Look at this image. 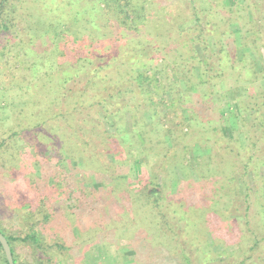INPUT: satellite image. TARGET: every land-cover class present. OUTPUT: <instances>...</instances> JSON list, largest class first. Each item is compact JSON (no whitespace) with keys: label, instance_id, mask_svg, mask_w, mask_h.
<instances>
[{"label":"trees","instance_id":"16d2710c","mask_svg":"<svg viewBox=\"0 0 264 264\" xmlns=\"http://www.w3.org/2000/svg\"><path fill=\"white\" fill-rule=\"evenodd\" d=\"M30 1L0 0V63L12 59H18L21 63L31 60L39 70L54 72L46 74L45 84L37 88L38 101L15 111L20 120L22 116L30 122L28 126L18 132L5 134L0 141V178L8 172L7 163H18L15 171L8 172V176L13 172L17 173L16 177L25 185L26 192L34 193V202L22 205L28 210L22 218L26 228L23 236L8 235L0 227V233L10 246L13 263L19 264L15 243L31 246L32 252L38 255L36 260L39 263L51 262L49 254H46V242L36 229L38 226L52 229L49 235L55 240L53 247L60 252H66L68 248H72V252L75 250L63 244L67 235L62 232L76 226L80 231L84 226V219H89L97 228L100 227V232H104L102 229L105 228L113 231L112 242L118 245L120 239L134 232L132 215L146 209L151 226H155L153 222L157 220V224L165 228L162 240L173 239L176 246L173 244L171 248L186 263H190L194 252H200L198 240L201 237L195 238L185 229L183 234L192 238L180 239L175 222L182 225L180 216L183 213H189V217L185 218V227L189 226L192 218L198 217L202 227L200 232L208 230L206 226L209 222L219 234V240L226 238L230 245L235 243L238 250L230 253L237 250L243 257L236 253L239 257L236 255L234 264H242L243 258L245 262L258 258L246 257L247 247L250 246L249 238H253L255 246L250 248H258V252L263 253L261 263L257 264H264V222L256 215V219L252 217L253 221H250L247 215L250 206L255 205L259 196L264 194V121L261 119L264 112V86L260 84L264 81V53L259 55L260 70L256 69L254 61L246 66L238 58L235 49L219 47L218 35L221 36L225 30L217 35V26L209 28L211 22L207 16L204 25L203 19L199 17L200 10L193 9L194 27L190 31H194V36L188 41L190 45L201 41L204 54L198 55L192 47L186 51V56L180 54L185 64L182 70L176 73L173 66L170 70L173 78L178 76L184 80V86L178 89L175 81H170V77L164 74L169 65L158 63L156 56L149 55L147 45L140 40L135 46L127 47L130 49L125 46L120 48L122 40L126 43L133 42L125 38L126 30H136L138 26L149 22L143 9L144 3L140 2L142 0H94L87 9L80 0ZM87 10L93 14L90 13L88 24L83 25L87 28L86 33H82V36L70 34L69 27L80 22L82 24L83 12ZM44 14H53L65 21L47 25L44 22L46 19H42ZM26 20H34V32L30 30L23 33L22 23H27ZM210 32L216 33L213 41L218 46L217 53L208 50ZM26 34L28 39H25ZM180 36L184 37L186 33ZM230 46L232 47L227 45ZM185 75L188 77H184ZM18 90L26 92L25 88L18 87L16 91ZM75 90L80 91L79 97L83 96L84 102L76 104L74 110L67 112L61 106H68ZM49 99L52 108L54 107L53 111L46 104ZM229 101L235 104V118L244 124L252 137L246 133L251 147L244 150L235 139L225 138L222 133L221 126L227 120L223 104L225 102L227 106L232 103ZM45 109L47 110L44 111ZM178 109L181 114L189 112L188 125L184 124L182 117L174 114ZM84 111L86 113L82 115ZM249 112L251 121L245 118V114ZM199 118H205V123L210 126L214 125L211 126L214 137L212 144L207 139L198 140L196 132H193V125L190 124L195 122L196 128ZM73 119L74 123L71 122ZM106 124H109L111 130L106 128ZM182 126L191 129L192 133H184ZM256 127L263 134L257 139ZM158 130L170 138L171 145L165 139L152 138ZM241 131L238 133H242ZM186 135L194 136L191 146L175 149L184 140L182 138L179 142L180 136ZM15 136H20L26 142L29 152L15 155L11 151L10 142ZM144 143H151V147L157 149L160 147L162 152L153 177L144 176L143 169L137 176L133 175V168L128 169L132 147L142 146ZM195 146L215 150V157L219 155L224 167L221 175L216 178V186H210L209 191L202 195L194 187L190 188L192 181L187 180L190 185H186L189 188L186 189L188 198L177 204L175 210L166 213L163 202L173 199L168 192L165 194L166 192L159 190L163 187L162 171L171 166L177 157L179 169L181 167L184 172L192 169L195 173H203L201 164L193 168L189 165V154ZM39 154L40 156L33 157ZM109 154L112 161L107 159ZM8 159L11 161L8 162ZM63 162L68 167H63ZM177 181L179 182V178ZM237 182L241 183L243 194L240 193ZM221 198H225L227 202L224 209L218 206ZM250 198L252 201L249 202ZM6 201L12 206L15 203L10 198ZM241 206L245 208L243 215L239 213ZM204 207L209 209L207 214L201 212ZM0 216L10 217L8 213H0ZM235 222H242L243 231L233 232L230 227H238ZM110 225L112 226L109 227ZM165 231H168L167 234ZM126 241L130 242L128 237ZM194 242L195 250L192 249ZM226 243L222 255L225 258L232 257L227 252ZM152 251L156 249L149 245L145 261L157 264V260L153 261L154 257L158 258L155 254L149 259ZM0 254L3 264H8L1 244ZM205 259L212 261L210 257ZM60 263V260L55 263L52 261V264ZM223 263V259L219 260V264Z\"/></svg>","mask_w":264,"mask_h":264},{"label":"rangeland","instance_id":"374dc122","mask_svg":"<svg viewBox=\"0 0 264 264\" xmlns=\"http://www.w3.org/2000/svg\"><path fill=\"white\" fill-rule=\"evenodd\" d=\"M80 1H83L82 4L84 6L86 5V9L94 3V0ZM30 2H32V0ZM140 2L144 3L143 9L147 17V21L149 22L147 24L138 26L136 30H126L125 38L127 40H132L133 42L126 43L122 40L120 48L125 46L126 49H130L127 47L135 46V43L140 40L141 43L147 45L148 54L151 56H156L158 63H165L169 65V67L165 69L164 74L166 75V77H170V81H175V83L177 84L176 88L179 89V87H183L184 80H182L181 77L178 76H175L173 78V73L170 70H172V66L174 67L176 73L182 70V67L185 64L183 62L184 59L181 58L180 54L186 56V51H188L191 47L198 52V55L202 56L204 54L203 49L201 50V48H203L201 41H195V43H192L191 45L188 41L189 38H192L194 36V31H190L193 30L192 28L194 27L193 9L200 10L199 17L203 19L204 25L207 21V19H205V17L207 16L208 20L211 22V26L208 27L211 28L213 26H217V35L225 30V32H223L224 34L222 33L221 36L218 35L219 47H221V49H235L238 58L241 61L243 60V63H245L246 66L251 65L252 61H254V66L257 70H260L261 62L259 55L261 56V54L264 53V0H142ZM169 6L171 7L170 9L168 8ZM90 13V10L83 12L82 17H84V19L81 20L82 24L80 22L77 25H71L68 29L70 30V34L73 35L74 33L77 36H82V33H86L87 28L83 27V25H87L89 19H91ZM42 19H46L44 20V22L46 21L47 25L58 24L61 20L65 21V19L54 17L53 14H44V17ZM26 21L28 22L22 23V26L24 27L23 33L34 30V26L32 24L34 20ZM113 22L111 21V23ZM184 33H186V36L181 37L180 35H183ZM210 34L211 35L208 36V50L212 52L215 51L217 53L218 46H216L213 41L216 33L210 32ZM94 35H96V32L94 33ZM114 37V39H116V36ZM245 38H248L249 40H245ZM25 39H28L27 34L25 35ZM243 42L247 43L245 45H241ZM229 44L232 45V47H227V45ZM2 58H4V56H2ZM36 66L37 65L32 64L31 60H27L26 62L21 63L20 61H18V59H12L11 61L8 60V62L0 63V141L4 139V137L6 136L5 134L8 135V133L10 134L12 131L18 132L28 126L27 124L29 121L21 116V120L23 121L22 122L15 111L19 108H27V105L29 103L38 101L39 95H36L38 92L37 88L42 87L45 84L44 77L46 76V74H54V72L46 69L45 67L44 68L47 70V72L45 70H39ZM54 70H57V68ZM184 77L188 76L185 75ZM260 84H263L264 86V81H261ZM18 87L25 88L26 92L23 90L16 91V88ZM79 94L80 91L75 90V93L70 98L71 100L69 101L70 103L68 104V106L63 105L61 107H63L67 112L74 110L77 107L76 104L84 102V98H82L83 96L79 97ZM46 104L51 111L54 110V107L52 108L50 104V99L47 100ZM158 109L161 108L159 107ZM46 110L47 109H45L44 111ZM226 112L227 120L221 126L224 137L233 140L235 139V141L239 144V146H241L243 150L251 147L246 139L248 135L251 137V134H248V132L246 131L247 128L244 126V124L240 123V121L235 118L237 112L235 110V104L233 102L229 103L227 106L224 102L223 113L226 115ZM84 113L86 112L84 111L82 115ZM174 114H176V116L178 117H182L184 124L188 125V118L190 117L189 112H184L183 114H181L180 110L178 109L176 112H174ZM250 114L251 112L245 114V118L248 121H251ZM74 116L77 115L75 114ZM159 116H161V114H159ZM261 119H263L264 121V112L261 116ZM74 121L75 119H73L71 122L74 123ZM190 125H193L192 129L193 132H196L198 140L203 141L204 139H207L206 141L212 144L211 142L213 141L214 137H212L211 128L214 127V125H211V127L209 124L205 123V118L198 119V126L196 128H194L195 122H192ZM182 127V131L184 133H192L191 129L189 130L186 126ZM106 128L111 130L109 124H106ZM256 128L257 130L255 133V138L257 139L258 137L263 136V134H261V129L259 127ZM240 130H242V133H238ZM152 138H158L159 140L165 139L166 143L168 145H171L170 138H168L166 134L161 130H158L156 136H153ZM179 139H181L179 142H181L182 140L183 142L180 143L179 147L175 148L177 150L185 147L186 145L191 146V140L194 139V136H180ZM10 144L12 146L11 151L15 155H18V153L20 154L24 151L29 152L26 142L22 140L20 136H15ZM151 145V143H144L142 146L132 147V154L130 156L131 164L130 162L128 163V169L133 168V175H139V172L141 171V169H143L145 172L144 176L153 177L157 161L161 159L160 155H162V152L160 147H158L157 149V147H151ZM192 148L193 149L189 154L190 168L197 166V164L200 166L201 164V166H203V173H195L192 169H190L189 172H184L183 170H181V167L179 169V164H177L179 162V158L177 157L174 161V163L176 162L177 165L172 163L171 166H167L166 170L163 168L164 170L161 174V184L163 187H160L159 190L162 193L166 192L165 194H167L168 192L173 199L169 200L168 202H163V205H166V209L164 211L166 213L175 210L177 204L182 203V201H185V198H188V190L186 189L189 188H186V185H189V183L187 180L192 181L191 186L189 185L190 188L194 187L199 195H202L203 193H206V191H209L210 186H216V184L214 185V183L216 182V178L221 175V169L224 168L222 165V160L219 158V155L217 153V156L215 157V150L213 151L208 147L206 148L198 146ZM259 148L262 150V147ZM36 156H40V154L33 155V157ZM107 159L109 161L113 160L110 154L107 156ZM10 161L11 159H8V162ZM75 165L77 164H74V166ZM62 166L68 167L66 166L65 162L62 163ZM6 167L8 172L15 171V167H18V163L15 165L12 162L7 163ZM35 169L38 170L37 168ZM262 169L263 168L261 167L260 171H262ZM8 172L3 174L0 178V213L1 215L2 213H8L10 217L0 216V227L8 235L23 236L26 228L24 227V219L22 218L25 217L28 210L25 209L22 205L25 203L34 202V193L28 194L26 192L25 185L22 184L16 177L17 173L13 172L11 176H8ZM4 176L5 179H2V177ZM259 176L261 177V175ZM176 178H179V182ZM204 182L205 184H203ZM250 184L251 187H253V183L250 182ZM237 185L239 186L240 193L243 194L244 191L241 183L237 182ZM263 192L264 191H262V194ZM263 195L259 196L260 198L257 203L255 205H251L249 210L247 211L248 219H250V221H253L252 217H254L255 220V217L258 216L261 222H264ZM7 197L10 198V201L15 202L13 206L7 203ZM248 201H252V198L248 199ZM226 204L227 202L225 198H221L218 200V206L221 209H224L226 207ZM242 206L239 209L240 215H243L245 212V208H243ZM201 210L200 211L204 214H207L209 212V209L207 207H204V209ZM16 211L18 212L16 213ZM139 211L142 212H137L131 217V223L133 226L132 229H134V232H131L127 234L126 237L120 239L118 242L120 244L118 245L112 242L113 231L108 230V228H101L104 232H100V227L97 228V225H94L93 222L89 219H84V226L80 231L76 226L72 227V229L70 230L62 232L63 235H67V239L66 241H63V244L66 247H73L75 249L73 252L71 251L72 248H68L66 252H60L57 249H54L53 244L55 243V240L49 235L52 232V229L47 230L38 226L36 227V229L40 232L41 237H43L46 242V254H49L51 262L42 263V261L39 263L36 260L38 255H36L35 252H32V249H30L31 246L26 245L25 243H15V254L17 255L18 263L52 264V261L53 263H55L60 260V264H156L153 262L145 261L149 245L154 246L156 249V251L151 252V254L149 255V259L155 254L158 258L155 259L154 257L153 261L157 260V264H219V260L221 259L224 260L223 264H234V258L240 255V252H237L238 248L236 247L235 243H232V245H230L231 243L228 240L226 241V238H222L219 240V234L216 233V229L209 222V224L207 223L206 226L208 230L205 233L200 232L202 231V227L198 217L192 218L189 226L185 227V218L189 217V213H183L182 216H180L182 225L180 226L179 224H177V222H175L176 230L180 232V234H178L181 237L180 239L192 238L191 236L189 237L183 234L185 229H187V232L193 235L195 238L201 237L200 240H198L200 241V252H194V254L191 255L190 263H186L185 261L180 260L178 257V253H176V250L173 251L174 248H171L173 247V244L175 245L173 239L169 238L168 240H162V235L165 228L160 227L161 224H157V220H154L153 222L155 226H151L152 222H150V219H148L147 217L149 213L147 214V212H145L147 210L142 209ZM200 211L198 212V214H200ZM180 213H182V211H180ZM97 224L100 225L99 222ZM234 224H237L238 227L231 226L230 228L233 229V232H237L238 230L240 231L242 230V227H244L242 222H235ZM111 226L112 225H110L109 227ZM147 226H149V228L146 229ZM67 228V225H65V229ZM142 228L145 230H141ZM165 232L167 234L168 231ZM245 234L246 230L244 231V235ZM140 235H142L141 238H137ZM127 237L130 242L126 241ZM249 239L250 240L248 241V245L250 246L247 247L246 257L248 256V258H253L255 256H258V258L254 261L246 260V262L244 261L245 258H243L241 263H261L263 253L260 254L258 252V248L252 250V248L250 247L254 245L255 240L253 238ZM195 243L196 242L192 243V249H194ZM224 243L228 245L227 252L229 251L228 253L232 255V257L226 256L225 258L224 255H222L223 248L225 249ZM50 246H52V249H49ZM167 249L169 252L167 251ZM235 249H237L235 253H230ZM240 256L243 257L242 254ZM205 257H210L212 261H206L207 259H205ZM0 264H3L1 254Z\"/></svg>","mask_w":264,"mask_h":264},{"label":"water","instance_id":"95a60500","mask_svg":"<svg viewBox=\"0 0 264 264\" xmlns=\"http://www.w3.org/2000/svg\"><path fill=\"white\" fill-rule=\"evenodd\" d=\"M0 244L2 246L5 258L7 260L8 264H14L13 263V258H12V254H11V250H10V246L7 242V240L5 239V237L0 233Z\"/></svg>","mask_w":264,"mask_h":264}]
</instances>
